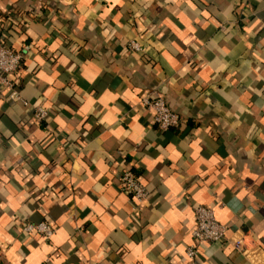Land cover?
I'll return each instance as SVG.
<instances>
[{"label":"clouds","instance_id":"9594fccd","mask_svg":"<svg viewBox=\"0 0 264 264\" xmlns=\"http://www.w3.org/2000/svg\"><path fill=\"white\" fill-rule=\"evenodd\" d=\"M0 264H264V0H0Z\"/></svg>","mask_w":264,"mask_h":264}]
</instances>
